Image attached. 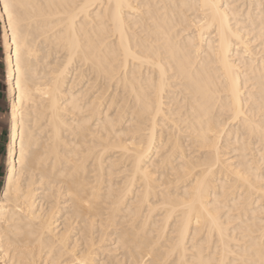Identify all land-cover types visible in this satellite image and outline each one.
I'll return each instance as SVG.
<instances>
[{
    "label": "bare ground",
    "instance_id": "1",
    "mask_svg": "<svg viewBox=\"0 0 264 264\" xmlns=\"http://www.w3.org/2000/svg\"><path fill=\"white\" fill-rule=\"evenodd\" d=\"M0 21V264H264V0H0Z\"/></svg>",
    "mask_w": 264,
    "mask_h": 264
},
{
    "label": "crops",
    "instance_id": "2",
    "mask_svg": "<svg viewBox=\"0 0 264 264\" xmlns=\"http://www.w3.org/2000/svg\"><path fill=\"white\" fill-rule=\"evenodd\" d=\"M6 54L4 49L2 23L0 21V194L6 178V153L9 140L10 98L6 82Z\"/></svg>",
    "mask_w": 264,
    "mask_h": 264
},
{
    "label": "rangeland",
    "instance_id": "3",
    "mask_svg": "<svg viewBox=\"0 0 264 264\" xmlns=\"http://www.w3.org/2000/svg\"><path fill=\"white\" fill-rule=\"evenodd\" d=\"M6 157H7V153H6ZM6 170H7V168H6Z\"/></svg>",
    "mask_w": 264,
    "mask_h": 264
},
{
    "label": "snow or ice",
    "instance_id": "4",
    "mask_svg": "<svg viewBox=\"0 0 264 264\" xmlns=\"http://www.w3.org/2000/svg\"><path fill=\"white\" fill-rule=\"evenodd\" d=\"M5 8H6V6H5Z\"/></svg>",
    "mask_w": 264,
    "mask_h": 264
}]
</instances>
